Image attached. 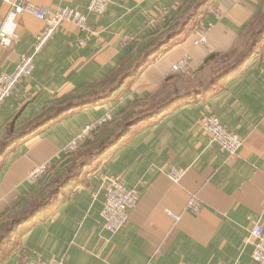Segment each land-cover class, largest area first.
Returning <instances> with one entry per match:
<instances>
[{"label":"crops","instance_id":"obj_1","mask_svg":"<svg viewBox=\"0 0 264 264\" xmlns=\"http://www.w3.org/2000/svg\"><path fill=\"white\" fill-rule=\"evenodd\" d=\"M22 1L42 11L76 10L95 33L86 38L70 23L60 26L35 55L31 76L0 107L1 144L67 102L78 104L31 129L0 156V233L34 205L50 202L58 182L74 172L83 155L147 109L166 78L176 76L181 88L198 86L188 81L210 73L215 64H204L206 59L244 51L264 20V0H111L102 16L88 13L90 0ZM10 12L0 1V30L14 36L6 48L0 46V74L11 73L44 30L29 13L10 28ZM196 28L205 32L203 45H194ZM184 56L190 59L191 76L172 70ZM143 60L145 65L130 74ZM125 72L130 75L121 80ZM106 114L112 121L82 142L78 152L65 151L85 126ZM208 116L241 138L234 157L202 130ZM133 131L101 161L84 163L62 195L58 192L55 201L22 223L12 237L15 246L0 253V264L51 259L63 264H254L250 231L255 224L264 228V34L248 63L211 94ZM44 163L50 164L49 172L29 184V171ZM170 168L186 170L180 182L169 180ZM113 179L138 193L127 223L115 234L103 229L101 218ZM191 195L202 204L198 215L186 210Z\"/></svg>","mask_w":264,"mask_h":264},{"label":"built area","instance_id":"obj_2","mask_svg":"<svg viewBox=\"0 0 264 264\" xmlns=\"http://www.w3.org/2000/svg\"><path fill=\"white\" fill-rule=\"evenodd\" d=\"M11 7L8 16L10 28L16 25L17 18L23 13L33 14L44 24V30L37 37L31 53L20 57L15 69L7 74H0V107L12 95L17 84L29 78L34 69V57L46 45L53 34L65 23L74 25L77 30L86 38L94 35V29L88 25L87 18L76 10L60 7L53 12L42 11L34 4L22 0H0ZM111 0H90L87 11L95 16H102ZM197 39L194 45L205 44V32L201 28L194 30ZM14 40L13 34L9 30H0V46L6 48ZM83 43L80 42V45ZM173 72L190 75V59L184 56L172 67ZM112 121V115L106 114L96 123L85 126L80 134L72 140L65 151L74 152L82 142L89 138L95 131L103 128ZM202 130L207 134L212 144L234 157L242 147V140L236 134L228 131L214 116L204 118ZM50 170V164L44 163L33 167L28 175L27 182L31 185L37 184ZM185 169L170 168L166 173L172 183H178L185 175ZM138 202V193L135 189H127L118 179L110 181L106 188L105 199L101 211L103 229L111 234L117 233L128 221L129 211L133 210ZM186 210L192 215H198L202 210V204L195 195H191L186 204ZM173 220L178 218L168 213ZM250 239L253 244L252 259L254 264H264V228L260 224H255L250 231ZM18 264H63L61 259H51L49 261H29L23 260Z\"/></svg>","mask_w":264,"mask_h":264},{"label":"trees","instance_id":"obj_3","mask_svg":"<svg viewBox=\"0 0 264 264\" xmlns=\"http://www.w3.org/2000/svg\"><path fill=\"white\" fill-rule=\"evenodd\" d=\"M198 4L195 9L199 6ZM264 34V20L262 21L261 25L258 27L257 31L254 33L253 38L249 46L245 48L244 51L237 53V54H212L210 55L204 64H215L212 68L210 73H202L194 82L191 80L188 81V84L195 83L198 81V86L195 84H191L187 87L181 88L180 85L178 86L176 81V76H171L164 80V84L161 86L160 91L155 95L152 99L150 106L147 109L142 110L134 114L133 116L129 117L128 119L124 120L120 126L117 127L116 132L113 134V137L110 140L105 142L99 143L96 147L92 148L85 156L83 161H79L77 163V168L74 172L67 176L63 180L59 181V187L56 192H52V198L49 201H45L43 203H39L34 205L29 212L25 215L12 220L8 225L4 227L2 232L0 233V253L4 250V247L10 245V248L15 246V240L12 238L15 235L16 229L21 226L22 223L31 220L34 215L39 213L43 208L47 207L49 203L55 201L60 193L61 189L65 188L69 183H73L76 181L78 173L81 172L84 167L92 160L101 159L104 155H106L109 151L115 149L122 143H125L133 134V130L135 127H142V126H150L154 122L158 121L163 115L167 114L168 112L179 108L180 105L186 104L189 102H196L198 100L204 99L206 96L211 94L217 85H219L222 81H224L229 76L233 75L234 73L240 71L245 64L248 63L250 55L253 52V47L258 43L261 35ZM166 42H160L159 45L150 52V55H154L158 53V50L165 45ZM143 60L139 64H135L132 72L130 74L137 73L138 69L142 68L145 64ZM129 72L123 73L121 76V80L125 77H128L130 74ZM129 74V75H128ZM184 76V75H183ZM178 79H182V77L177 76ZM175 79V80H174ZM184 80V78L182 79ZM173 81L172 84H167V82ZM180 81V80H179ZM177 85V86H176ZM95 103V102H94ZM78 104L69 103L67 102L64 106H60L55 109L52 115H46L41 121H35L31 123L25 130L18 132L17 134H9L6 139L0 144V156L3 154L5 149H7L11 144L18 142L20 139L27 136L33 129H36L38 126L42 125L47 119L52 120L57 116L65 113L70 109H74ZM134 128V129H133ZM32 129V130H31ZM101 161V160H100ZM59 192V195L57 196ZM9 248V249H10ZM6 251V250H5Z\"/></svg>","mask_w":264,"mask_h":264},{"label":"rangeland","instance_id":"obj_4","mask_svg":"<svg viewBox=\"0 0 264 264\" xmlns=\"http://www.w3.org/2000/svg\"><path fill=\"white\" fill-rule=\"evenodd\" d=\"M177 73H179V72H177ZM179 74H182V73H179ZM183 75H185V74H183ZM192 75V74H191ZM191 75H185V76H191ZM120 126V125H119ZM79 151V147L74 151V152H78ZM85 157V156H84ZM83 157V158H84ZM82 158V160L81 161H83V160H85V159H83ZM80 163V162H79ZM77 168V165L75 166V169Z\"/></svg>","mask_w":264,"mask_h":264}]
</instances>
